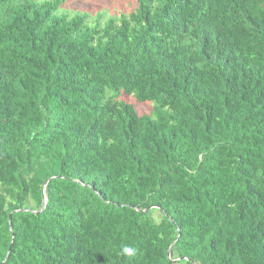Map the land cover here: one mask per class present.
Instances as JSON below:
<instances>
[{
    "label": "trees",
    "instance_id": "obj_1",
    "mask_svg": "<svg viewBox=\"0 0 264 264\" xmlns=\"http://www.w3.org/2000/svg\"><path fill=\"white\" fill-rule=\"evenodd\" d=\"M65 3L0 0V264H264V0Z\"/></svg>",
    "mask_w": 264,
    "mask_h": 264
},
{
    "label": "rangeland",
    "instance_id": "obj_2",
    "mask_svg": "<svg viewBox=\"0 0 264 264\" xmlns=\"http://www.w3.org/2000/svg\"><path fill=\"white\" fill-rule=\"evenodd\" d=\"M135 10V0H66V3L60 9V13L75 16L77 13H88L90 21L101 18L102 23L115 15L130 14ZM93 23V22H92ZM113 93H110L112 96ZM118 101L135 105L142 113L151 114L154 111V103H140L134 97L121 94ZM154 218L160 222L162 220L161 213L155 211Z\"/></svg>",
    "mask_w": 264,
    "mask_h": 264
},
{
    "label": "clouds",
    "instance_id": "obj_3",
    "mask_svg": "<svg viewBox=\"0 0 264 264\" xmlns=\"http://www.w3.org/2000/svg\"><path fill=\"white\" fill-rule=\"evenodd\" d=\"M134 249L133 248H131V247H125L124 249H123V252L125 253V254H127V255H133L134 254Z\"/></svg>",
    "mask_w": 264,
    "mask_h": 264
},
{
    "label": "water",
    "instance_id": "obj_4",
    "mask_svg": "<svg viewBox=\"0 0 264 264\" xmlns=\"http://www.w3.org/2000/svg\"><path fill=\"white\" fill-rule=\"evenodd\" d=\"M46 203H47V200H46V197H45L44 204H43V207H42V211L45 210ZM171 251H172V248H170V250H169V254H171Z\"/></svg>",
    "mask_w": 264,
    "mask_h": 264
}]
</instances>
